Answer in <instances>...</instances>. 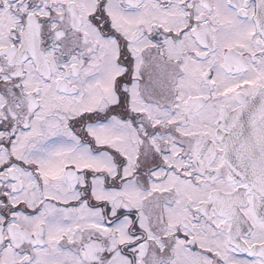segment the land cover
<instances>
[{
    "label": "snow or ice",
    "instance_id": "1",
    "mask_svg": "<svg viewBox=\"0 0 264 264\" xmlns=\"http://www.w3.org/2000/svg\"><path fill=\"white\" fill-rule=\"evenodd\" d=\"M0 264H264V0H0Z\"/></svg>",
    "mask_w": 264,
    "mask_h": 264
}]
</instances>
